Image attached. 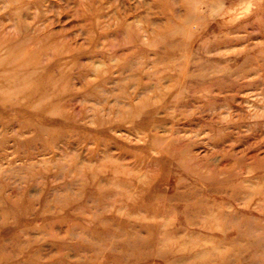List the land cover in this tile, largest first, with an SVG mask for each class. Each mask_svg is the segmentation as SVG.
Instances as JSON below:
<instances>
[{"label":"rangeland","instance_id":"rangeland-1","mask_svg":"<svg viewBox=\"0 0 264 264\" xmlns=\"http://www.w3.org/2000/svg\"><path fill=\"white\" fill-rule=\"evenodd\" d=\"M0 264H264V0H0Z\"/></svg>","mask_w":264,"mask_h":264}]
</instances>
